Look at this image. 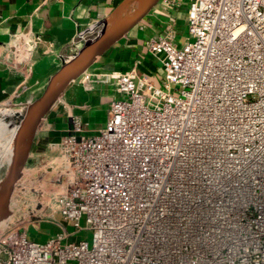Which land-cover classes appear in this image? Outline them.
<instances>
[{
  "label": "built area",
  "instance_id": "1",
  "mask_svg": "<svg viewBox=\"0 0 264 264\" xmlns=\"http://www.w3.org/2000/svg\"><path fill=\"white\" fill-rule=\"evenodd\" d=\"M185 30L145 41L158 83L82 75L112 81L105 126L70 114L48 145L59 231L31 239L43 208L14 193L0 264H264V0H189Z\"/></svg>",
  "mask_w": 264,
  "mask_h": 264
},
{
  "label": "crops",
  "instance_id": "2",
  "mask_svg": "<svg viewBox=\"0 0 264 264\" xmlns=\"http://www.w3.org/2000/svg\"><path fill=\"white\" fill-rule=\"evenodd\" d=\"M121 1L0 0V102L7 100L18 91L20 94L25 82L30 83L35 79L39 66L44 62L48 63L47 70L54 68L58 63L56 56L61 48L90 23L108 15ZM161 3L162 1L88 71L126 72L136 66L141 74L148 75L158 83L162 76L160 63L148 52L145 41L157 36L164 22L175 17L179 28L178 39L182 43L184 36L180 33V28L183 25L185 29L187 17V8L182 11L184 5L175 9L169 5L161 6ZM24 34L25 42H19L18 49L21 54L26 52L31 57L19 64L11 50V43L14 42V36ZM25 73H32L26 81H24ZM82 78L83 76L72 85V87L76 85V91L68 98L74 105L71 113L81 116L85 126L95 122L98 129L102 128L105 126L112 98V81L100 82L87 88L82 82L78 83ZM17 98L19 100V95ZM100 107L105 110H101ZM49 120L55 128L54 132H50L54 136L52 141L55 142L57 132L61 130L66 133L70 121L69 118L65 121L59 113L51 114Z\"/></svg>",
  "mask_w": 264,
  "mask_h": 264
},
{
  "label": "water",
  "instance_id": "3",
  "mask_svg": "<svg viewBox=\"0 0 264 264\" xmlns=\"http://www.w3.org/2000/svg\"><path fill=\"white\" fill-rule=\"evenodd\" d=\"M160 1L162 0H122L108 15L90 23L86 28L81 30L73 40L61 48L56 56V60L58 63H61V66L51 75L50 80L45 84L40 95L32 97V99L28 101H19L17 98L19 95L18 91L7 100L0 102V118L7 117L11 114H20L21 117L27 119L29 123L28 130L23 133L16 144L19 155L13 167V175L9 177V170L7 167L5 177L0 181V222L6 219L10 214V207L7 200H9L15 190L11 180H17L21 169L24 166L26 167L34 146L36 135L43 121L47 119L59 99L67 92L73 83L88 71L100 57L114 48L137 25H139ZM117 18H121V23L116 25L100 40L90 44L77 61L69 66L67 65L65 53L68 49L73 48L84 38L87 40L93 38L100 30ZM25 39V34L16 35L14 36V42L11 43V50L19 64L23 63L24 59H29L31 57L30 54L26 52L21 54L18 49V43H24ZM25 84L27 85L29 82H25Z\"/></svg>",
  "mask_w": 264,
  "mask_h": 264
},
{
  "label": "rangeland",
  "instance_id": "4",
  "mask_svg": "<svg viewBox=\"0 0 264 264\" xmlns=\"http://www.w3.org/2000/svg\"><path fill=\"white\" fill-rule=\"evenodd\" d=\"M188 1L189 0H183V12L188 7ZM174 3L177 4V2H174V0H168V2L166 3L162 1L161 6L166 7V5H169L171 7V4ZM182 21H185V17ZM180 33L183 36L186 35V30L184 29L183 25L182 28H180ZM60 66L61 63L59 62L55 65L54 68L49 69L48 72L53 75L60 68ZM30 75L31 73H25L24 81L29 79L31 77ZM82 79H80L78 83L82 82L87 88H90L91 86H89L87 83L85 84L84 79ZM36 84L37 82L35 83V85ZM75 87L71 86L67 90V92L59 99L55 107L52 109V115L59 113L61 114V118H63L65 121H67L68 118L70 121L69 116L74 105L68 98L70 97V94L76 91ZM43 89L44 88H42L39 93L35 94L34 97L40 95ZM100 109L105 110L103 107H100ZM50 115L47 119H45V121H43V124L36 135L34 146L26 167L24 166L21 169L18 179L15 180V185L18 186L20 190H23V192H20V194H23L25 196L24 199L20 198L16 200L18 206H21L25 200L29 199L39 200L41 203V208H43V210L39 213L36 219L31 221V223L37 224V230L32 227L29 228V237L40 242L46 241V239L50 237L49 235H52L54 232L59 231V229L55 227L53 223L54 218H56L57 221L61 220L60 215L56 210L54 201V191L57 190L58 187L53 182V180H55V176L54 172L52 171L53 167L51 166V164H49L53 157L56 155L55 151L49 149L48 146L50 143L54 142L52 141L54 136L51 135L50 132H54L53 130L55 129L54 126L51 125V122L49 120ZM97 127L98 126L95 122L87 124L86 128L88 129V132H86L84 135H95L98 130ZM63 135H65L64 131L60 130V132H57V141H59ZM6 171L7 164L3 163L0 166V181L5 177ZM14 200L15 199L13 198V200L11 201L12 206L14 204H17L16 202H14ZM79 236L81 239L91 241L92 232L89 230H84L79 233ZM70 264H76V262H71Z\"/></svg>",
  "mask_w": 264,
  "mask_h": 264
},
{
  "label": "bare ground",
  "instance_id": "5",
  "mask_svg": "<svg viewBox=\"0 0 264 264\" xmlns=\"http://www.w3.org/2000/svg\"><path fill=\"white\" fill-rule=\"evenodd\" d=\"M121 23V18H117L100 30L93 38L87 40L86 38L78 42L73 48L68 49L65 53V61L67 65H71L77 61L88 46L92 43L97 42L106 34H108L116 25ZM47 62H44L39 66L35 74V79L26 85L19 94V101L30 100L35 94L39 93L43 86L50 80L51 74L47 70ZM37 80V81H36ZM37 84L35 85V83ZM27 119L22 118L20 114H11L7 117L0 118V166L3 163L7 164L9 170V177L13 175V170L15 166V161L19 152L16 149V144L19 138L24 132L28 130ZM12 185H14L15 191L7 200L9 207H11V201L15 194H20L23 190H20L18 186L15 185V180H11ZM15 193V194H14ZM9 218L2 220L0 222V229L7 227L9 223Z\"/></svg>",
  "mask_w": 264,
  "mask_h": 264
}]
</instances>
